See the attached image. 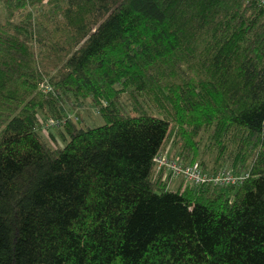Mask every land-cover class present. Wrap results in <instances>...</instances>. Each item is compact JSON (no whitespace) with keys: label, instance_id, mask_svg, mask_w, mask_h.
I'll return each instance as SVG.
<instances>
[{"label":"trees","instance_id":"1","mask_svg":"<svg viewBox=\"0 0 264 264\" xmlns=\"http://www.w3.org/2000/svg\"><path fill=\"white\" fill-rule=\"evenodd\" d=\"M0 4V264H264L259 0ZM168 141L243 182L170 190Z\"/></svg>","mask_w":264,"mask_h":264},{"label":"built area","instance_id":"2","mask_svg":"<svg viewBox=\"0 0 264 264\" xmlns=\"http://www.w3.org/2000/svg\"><path fill=\"white\" fill-rule=\"evenodd\" d=\"M260 4L264 6V0H259ZM44 93H51L52 86L46 81L40 86ZM76 115L71 114L65 118L67 120L75 119ZM77 120V118H76ZM61 122L55 119H48L46 131H50L59 127ZM156 168L158 171H163L164 177H171V179L179 178L182 180L180 186L186 187H200L205 185L213 186H232L243 182L244 176H235L230 171L221 170L216 173H207L199 162L192 164H184L180 159L174 156L159 155L155 159Z\"/></svg>","mask_w":264,"mask_h":264},{"label":"rangeland","instance_id":"3","mask_svg":"<svg viewBox=\"0 0 264 264\" xmlns=\"http://www.w3.org/2000/svg\"><path fill=\"white\" fill-rule=\"evenodd\" d=\"M3 15H4V10H3L2 5L0 4V18H2ZM122 102L124 103V105L127 107L128 110L131 109L127 96L122 97ZM72 113L73 115L78 116L76 112L72 111ZM77 113H79L80 116L82 117L84 124L90 127H98V126H102L105 124V121L103 120L100 113L98 112L97 107L92 104L91 100H87L82 106H80L78 108ZM40 120L42 123H44L47 119L45 118L44 115H40ZM48 133L49 132H47L46 130L44 129L42 130V135L46 141L50 142V144L54 146L64 147L65 143L61 139L58 129L57 130L52 129V132L50 134ZM51 134L55 136V140H53V137H51ZM173 153H174V144L172 141H168L166 144V150L162 152V154L167 155V156H173ZM212 165L213 164L210 163V166ZM181 182L182 180L179 178L172 179L169 185V189L172 191H176L178 187L180 186Z\"/></svg>","mask_w":264,"mask_h":264}]
</instances>
